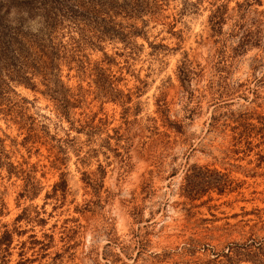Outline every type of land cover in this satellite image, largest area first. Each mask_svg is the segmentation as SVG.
Segmentation results:
<instances>
[{
  "label": "rangeland",
  "instance_id": "rangeland-1",
  "mask_svg": "<svg viewBox=\"0 0 264 264\" xmlns=\"http://www.w3.org/2000/svg\"><path fill=\"white\" fill-rule=\"evenodd\" d=\"M109 1L125 37L24 14L59 47L0 99V264H264V0Z\"/></svg>",
  "mask_w": 264,
  "mask_h": 264
},
{
  "label": "trees",
  "instance_id": "trees-1",
  "mask_svg": "<svg viewBox=\"0 0 264 264\" xmlns=\"http://www.w3.org/2000/svg\"><path fill=\"white\" fill-rule=\"evenodd\" d=\"M114 4L109 0H0V99L8 87L6 78L15 79L17 82H28L34 71H39L43 78L49 79L53 69V59L57 54L59 43L52 41V36L45 39L38 33L28 35L23 29L25 15H41L44 25L48 30H53L54 25L64 19L75 24L83 20V27L90 25L94 33L99 36L122 35L125 37L113 17L108 12ZM224 4H219L210 15L213 29H219L222 22V9ZM15 13L11 16V13ZM215 24V25H214ZM244 43V42H243ZM190 69L186 63L181 65V80L186 82ZM250 124L247 121H243ZM11 234L5 230L0 236V249L7 250ZM6 240V241H4ZM2 243L5 246H2Z\"/></svg>",
  "mask_w": 264,
  "mask_h": 264
}]
</instances>
